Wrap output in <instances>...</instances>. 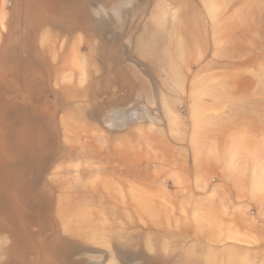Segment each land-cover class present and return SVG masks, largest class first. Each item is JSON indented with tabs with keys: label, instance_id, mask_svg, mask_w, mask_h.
I'll return each mask as SVG.
<instances>
[{
	"label": "rangeland",
	"instance_id": "1",
	"mask_svg": "<svg viewBox=\"0 0 264 264\" xmlns=\"http://www.w3.org/2000/svg\"><path fill=\"white\" fill-rule=\"evenodd\" d=\"M1 134L0 264H264V0H0Z\"/></svg>",
	"mask_w": 264,
	"mask_h": 264
},
{
	"label": "bare ground",
	"instance_id": "2",
	"mask_svg": "<svg viewBox=\"0 0 264 264\" xmlns=\"http://www.w3.org/2000/svg\"><path fill=\"white\" fill-rule=\"evenodd\" d=\"M1 135L5 139V142L2 139H0V201L3 198H6L7 196H9L10 192L15 193L16 189L18 188L20 184V177L16 174L15 171L11 170L10 168V155L11 154L9 155V152L5 150V149H11V144L6 140V136L4 134H1ZM13 150H14V147H13ZM8 200H11V199H8ZM0 218L3 220L9 219L11 222L16 221L17 219L15 214L8 213V208L2 206L1 202H0ZM11 235H13L12 236L13 239H15V241L17 242L19 239L17 235L15 234H11Z\"/></svg>",
	"mask_w": 264,
	"mask_h": 264
}]
</instances>
